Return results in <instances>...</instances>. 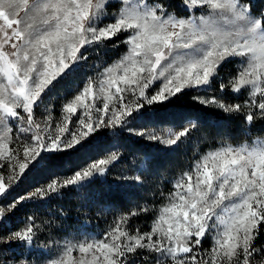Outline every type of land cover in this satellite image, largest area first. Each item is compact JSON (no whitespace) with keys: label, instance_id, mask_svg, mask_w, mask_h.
<instances>
[{"label":"snow or ice","instance_id":"6c2138e0","mask_svg":"<svg viewBox=\"0 0 264 264\" xmlns=\"http://www.w3.org/2000/svg\"><path fill=\"white\" fill-rule=\"evenodd\" d=\"M181 3L184 17L164 0H0V222L25 201L105 174L116 152L16 194L42 153L78 150L97 129L125 126L145 104L164 103L185 90L211 92L217 84L221 93L246 92L248 99L243 105L215 95L194 99L228 115L242 113L249 126L264 120V9L254 11L252 0ZM108 43H123L127 51L66 101L59 121L48 109L38 121L34 110L53 81L86 60L87 47ZM235 58L236 72L225 82L221 66ZM127 93L134 103L126 102ZM196 127L190 120L179 131L148 135L178 146ZM165 200L149 231L128 228L132 217L149 211L138 206L118 215L99 237L66 240L48 264H137V258L141 264H264V247L255 243L264 230V140L221 143L206 152L175 180ZM28 220L0 243L31 245L37 226L33 217ZM208 236L211 247L203 249Z\"/></svg>","mask_w":264,"mask_h":264},{"label":"trees","instance_id":"16d2710c","mask_svg":"<svg viewBox=\"0 0 264 264\" xmlns=\"http://www.w3.org/2000/svg\"><path fill=\"white\" fill-rule=\"evenodd\" d=\"M164 3L171 5L169 11L177 16L187 15L181 0H164ZM252 3L254 11L264 9V0H252ZM199 12L197 10V14ZM125 51L126 45L123 43L118 47H113L111 43L103 48L87 47V59L53 83L43 97L53 99L51 108L60 109L64 102L74 96L82 81L92 75L94 63L106 66ZM237 62V59L226 61L221 66L220 75L226 78L235 74ZM213 95L227 103L242 105L241 96L227 89L221 93L214 84L211 92L185 90L164 103L145 104L135 113L130 126L144 130L172 128L179 131L188 121H196L197 127L187 138H182L178 146H163L156 140H147L144 135L132 133V129H129L132 127L124 126L94 132L85 146L78 150L42 153L44 159L41 164L27 173L23 182L17 185L16 194L31 192L53 178L70 176L87 163L112 152L118 154V159L107 167L102 178L95 176L82 187L69 186L46 199L25 201L13 212L6 213L10 219L0 222V236L25 225L29 217L44 220L45 225L49 224L52 229L57 228L56 223H51L54 218L66 224L65 227L84 224L94 230L98 216L127 213L138 206H147L149 211L131 219L148 228L164 202V199H158L159 194L166 193L170 180L185 171L200 155L219 147L221 143L240 145L256 139L264 140V120L257 119L249 126L242 113L228 115L213 106L201 105L194 99L196 96ZM136 177L140 178L139 181ZM255 243L258 247L263 246L264 230Z\"/></svg>","mask_w":264,"mask_h":264},{"label":"rangeland","instance_id":"374dc122","mask_svg":"<svg viewBox=\"0 0 264 264\" xmlns=\"http://www.w3.org/2000/svg\"><path fill=\"white\" fill-rule=\"evenodd\" d=\"M111 10H115V8H110V11ZM21 15H23V14H21ZM6 50L10 51L11 49H6ZM82 51H83V49H82ZM126 51H127V46H126ZM126 51L121 56H123L126 53ZM121 56H119L117 59L113 60L110 64H108L106 66H103L102 64L100 65V64L94 63L92 75L87 77L86 79H84L82 81V84H81L79 89H82L84 87L85 82L89 78H97L98 79L99 74L102 73L106 67H108L109 65H112L115 61H118L121 58ZM235 59H237V61H239L240 58H235ZM80 63H81V61L79 62V64ZM69 72H71V70H69ZM63 76H61V77H63ZM61 77H58L57 80ZM228 77H226V78L224 77L225 82H227ZM57 80L53 81V83H55ZM158 86H159V82H157V84L154 85L152 89H149V92L150 93L153 92L155 90V88ZM75 94H77V92ZM235 95L238 97L241 96L242 105L248 99L246 92H242L241 94H235ZM125 99H126V102H130V103L135 102V97L133 95H131V93L125 94ZM51 101H53V99L50 100L49 97H43V103H41L39 107L35 108V110H34L35 111V118L38 121L43 120L44 117L48 115V112L45 109H48L51 112V115H52L54 122L59 121L62 118V106L66 102H64L62 104L60 109L59 108L56 109V108H51ZM95 104L97 107H102L103 98L100 97V98L96 99ZM135 113L136 112L133 113L132 117L128 118V122L125 126L132 127L129 129H132L131 131L134 134H136L137 132H144L145 133L144 137L147 140H152V139H149L148 134H155L157 136H162V135H165L169 130H173L172 128H168V129H165L163 131H155V130H150V129L144 130L142 128H139L138 126H130V125H132L131 123L134 119ZM77 114L78 115L80 114V110H78ZM93 115H95V113H93ZM72 119L75 120L76 117L73 116ZM69 127H72V126L69 125ZM102 128H104V127L97 129V131L102 129ZM256 140H258V139H256ZM256 140H253L247 144L251 145ZM152 141H154V140H152ZM156 141L160 143L159 140H156ZM160 144L163 146H167V145H164L162 143H160ZM12 146L15 147V145H12ZM232 146L235 147L238 145H232ZM169 147H171V146H169ZM209 151H211V150H209ZM202 155H200V156H202ZM21 156H22V153H21ZM199 157L197 159H199ZM191 165L186 170H188L191 167ZM0 171H3V170L0 169ZM182 173H180L179 175H177L176 177H174L170 180V186L168 189H166V193L161 192L164 194L163 196L161 195V193L159 194L158 199L159 200L164 199V202L158 208L156 215L158 214L159 209L167 202L165 200V197L168 195V193H170L173 190V184H174L175 180ZM103 175H96V176H99L100 178H102ZM118 215H120V214L119 213H117L115 215L114 214H112V215H104L103 214L102 216L101 215L98 216L97 217L98 222L96 223L97 225L94 228V230H91V228H89V227H85L84 224L79 225V226H73V227H65L66 224L64 225V223H60L58 220H56L54 218L51 220V223H56L57 228L52 229L49 224L45 225L44 220L34 219V223L37 226V230H36V236L34 237L32 244L31 245L20 244L17 241H11V242H8L6 244L0 243V262H2V264H20V261H23L24 264H48L49 260L56 258L60 254L61 247L63 246V244L66 240L78 241V240H83L85 238H90V237H99L107 231L109 226L112 225L113 220ZM108 216H110V217H108ZM152 222L148 226V228H144V226H141L139 223L130 219L129 224H128V228L131 232H135V230L137 228H139L142 232L149 231L151 228ZM27 223H29V222H27ZM24 226L25 225H23V226L20 225L19 227H17L16 230H12V231H17V230L23 228ZM12 231H7L4 233L1 232L2 235L0 236V238L7 236ZM203 242H204L203 249H209L211 247V244H212L211 236L206 237ZM262 247H264V244ZM138 251H140V250H138ZM143 255H151V254L144 252ZM137 264H141V260L139 258H137Z\"/></svg>","mask_w":264,"mask_h":264}]
</instances>
